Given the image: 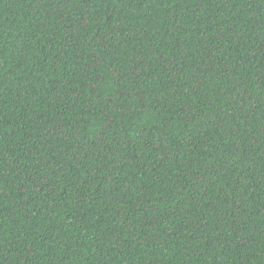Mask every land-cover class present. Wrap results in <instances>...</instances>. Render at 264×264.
I'll return each instance as SVG.
<instances>
[{"label": "trees", "instance_id": "trees-1", "mask_svg": "<svg viewBox=\"0 0 264 264\" xmlns=\"http://www.w3.org/2000/svg\"><path fill=\"white\" fill-rule=\"evenodd\" d=\"M0 264H264V0H0Z\"/></svg>", "mask_w": 264, "mask_h": 264}]
</instances>
